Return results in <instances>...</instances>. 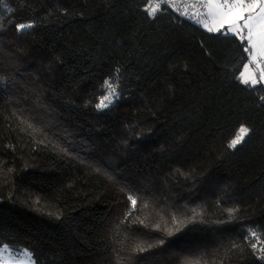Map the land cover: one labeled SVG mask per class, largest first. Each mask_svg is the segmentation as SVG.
<instances>
[{
  "label": "trees",
  "instance_id": "trees-1",
  "mask_svg": "<svg viewBox=\"0 0 264 264\" xmlns=\"http://www.w3.org/2000/svg\"><path fill=\"white\" fill-rule=\"evenodd\" d=\"M147 6L0 0V247L36 264H264L247 41Z\"/></svg>",
  "mask_w": 264,
  "mask_h": 264
},
{
  "label": "snow or ice",
  "instance_id": "snow-or-ice-1",
  "mask_svg": "<svg viewBox=\"0 0 264 264\" xmlns=\"http://www.w3.org/2000/svg\"><path fill=\"white\" fill-rule=\"evenodd\" d=\"M174 4L169 0H148L145 11L150 16H155L161 10L162 5ZM202 8L205 11L198 13L206 17L200 22L209 32H220L227 25V32L237 36L242 42L247 41L244 51L249 54V64L245 65V72L239 77L241 83L255 86L264 82V0H200V3L185 5L183 15H187V8ZM32 25H18V30L30 28ZM251 65H255L259 72V79L256 72L249 71ZM114 93H110V96ZM264 99V97H262ZM104 101H110L105 97L98 107H107ZM249 134L247 127L241 126L236 136L231 140L229 147L235 148ZM133 207L137 201L131 198ZM255 235V233H253ZM255 248L256 245L253 244ZM0 264H33L31 255L27 252L13 254L7 247L0 248Z\"/></svg>",
  "mask_w": 264,
  "mask_h": 264
},
{
  "label": "built area",
  "instance_id": "built-area-1",
  "mask_svg": "<svg viewBox=\"0 0 264 264\" xmlns=\"http://www.w3.org/2000/svg\"><path fill=\"white\" fill-rule=\"evenodd\" d=\"M169 3L174 4L175 6H169V4H164L162 7H169L173 9L175 12L178 13L179 16L186 18L190 21L196 22L201 26H204L203 23L200 21L202 19H206V17H201L198 15V13L205 11L202 8H193V7H188L187 8V15H183L182 13L185 11L184 6L185 5H192V4H197L200 3V0H169Z\"/></svg>",
  "mask_w": 264,
  "mask_h": 264
},
{
  "label": "rangeland",
  "instance_id": "rangeland-1",
  "mask_svg": "<svg viewBox=\"0 0 264 264\" xmlns=\"http://www.w3.org/2000/svg\"><path fill=\"white\" fill-rule=\"evenodd\" d=\"M221 31H222L223 33H227V34H228V32H227V25L225 26L224 29H221ZM230 34H231V33H230ZM246 64H249V61H248ZM249 71L256 72V77H257V79H259V72L257 71L255 65H251L250 68H249ZM244 72H245V66H244V69H243V72H242V73H244ZM258 84H263V85H264V82H261V83H258ZM258 84H257V85H258ZM105 97H107V96H106V95L101 96V97L98 99V103H101V101L104 100ZM244 127H246V126H244ZM238 145H239V144H238ZM5 246H6L7 249H9L13 254H21V253H25V252L29 253V254L31 255V260H32L33 264H36V263H35V260H34V258H33L32 253H31L28 249H24V250H22V251H19V250H15V249L9 247L8 245H4V246H2V247H0V248H3V247H5Z\"/></svg>",
  "mask_w": 264,
  "mask_h": 264
}]
</instances>
